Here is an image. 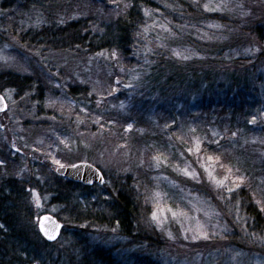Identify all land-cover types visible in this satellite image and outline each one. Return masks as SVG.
Instances as JSON below:
<instances>
[{"label": "rangeland", "instance_id": "374dc122", "mask_svg": "<svg viewBox=\"0 0 264 264\" xmlns=\"http://www.w3.org/2000/svg\"><path fill=\"white\" fill-rule=\"evenodd\" d=\"M47 1L0 0V187H27L37 232L44 214L64 225L57 255L79 242L121 264H264V0H154L129 62L35 44L52 15L101 33L121 0ZM77 163L105 183L57 185L56 169ZM60 193L72 204L121 193L134 220H75Z\"/></svg>", "mask_w": 264, "mask_h": 264}, {"label": "trees", "instance_id": "16d2710c", "mask_svg": "<svg viewBox=\"0 0 264 264\" xmlns=\"http://www.w3.org/2000/svg\"><path fill=\"white\" fill-rule=\"evenodd\" d=\"M47 2L49 3L48 8H55L53 0ZM108 3H105L106 9L110 8ZM117 6L118 10H121L120 14L105 23L106 25L100 24L102 26L101 33L95 32L93 30L95 25L88 22L80 25L75 23L64 27L61 24L56 25L55 20L57 17L52 15L54 21L50 26L43 27L42 32L38 33L40 35L35 40V44H43L46 41L51 42L52 45L57 43L58 46H62V49L70 50L69 54L73 57L84 56L87 51L91 55L105 51L114 52L126 62H129L135 58V52L139 48V36L145 23L144 9H155L157 3L154 0H121L120 3H117ZM91 7H97V3L92 4ZM49 16L51 15L49 14ZM11 25L13 29L17 24L12 23ZM89 25L91 29H89ZM13 33H16L14 29ZM257 34L264 40L263 34ZM78 47L81 48L80 51ZM72 51H79V55H75ZM242 65L247 68L246 65ZM244 82L247 83V80ZM239 89H245L243 82ZM72 93H75L74 90ZM3 155L8 169L17 166V160L13 154L6 152ZM58 178L55 176L57 185L61 181L65 187L79 186L82 191H88L90 194L92 189L97 187L95 185L84 186ZM10 180L4 181L3 187H0V264H121L117 257L110 253L99 249L90 251L88 250L89 246L85 247L84 244L81 245L79 242H75L76 244L73 246V250H76L78 255L74 253H68L67 255L60 253L57 255L53 250L55 244L44 240L37 232L35 224H31L29 217H27L28 213L26 212L29 210L21 203L23 193L26 192L27 187L25 185L16 186L12 183L13 180ZM60 194V197H58L60 204L68 206L69 212H73L72 214L75 215V220H77L78 215L88 218L91 217L90 214H94V218L100 217L102 219L103 214L106 213L110 214V217L122 227L130 226L134 220V215L132 216V213L135 212L134 201L128 197L126 198L121 193H118L116 197L102 195L92 196L91 198L82 194L76 204L70 203L68 196L66 197L63 193ZM71 205L80 206V210H83V206H85L88 213L86 211L75 212ZM74 218L71 217L73 220ZM32 230L33 232H31ZM140 264L156 263L146 260Z\"/></svg>", "mask_w": 264, "mask_h": 264}, {"label": "water", "instance_id": "95a60500", "mask_svg": "<svg viewBox=\"0 0 264 264\" xmlns=\"http://www.w3.org/2000/svg\"><path fill=\"white\" fill-rule=\"evenodd\" d=\"M6 110L4 98L0 95V113ZM56 174L75 183L83 185H103L105 179L102 173L89 163H77L73 166H62L56 169ZM64 225L54 216L44 214L38 219L37 228L41 236L49 243L57 241ZM45 232L55 235V239H48Z\"/></svg>", "mask_w": 264, "mask_h": 264}, {"label": "snow or ice", "instance_id": "6c2138e0", "mask_svg": "<svg viewBox=\"0 0 264 264\" xmlns=\"http://www.w3.org/2000/svg\"><path fill=\"white\" fill-rule=\"evenodd\" d=\"M177 55H181L180 53H177ZM185 59H187L188 57H184ZM230 191H231V189H230ZM45 235L48 237V239H55V235H53V234H50V233H48V232H45Z\"/></svg>", "mask_w": 264, "mask_h": 264}]
</instances>
